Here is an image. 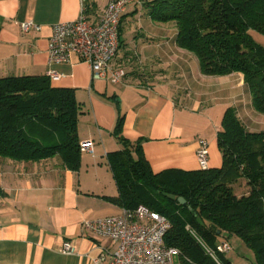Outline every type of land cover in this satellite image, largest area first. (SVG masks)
Here are the masks:
<instances>
[{"label": "crops", "instance_id": "1", "mask_svg": "<svg viewBox=\"0 0 264 264\" xmlns=\"http://www.w3.org/2000/svg\"><path fill=\"white\" fill-rule=\"evenodd\" d=\"M147 1L135 0L123 14L113 63L127 75L116 85L93 80L90 64L77 54L69 63L47 60L53 25L77 19L83 7L97 22L108 0H0V77L56 71L60 77L51 78L52 85L74 88L80 103V143L93 144V152L81 151L77 171L59 155L36 162L0 157V264H93L116 250L82 222L122 212L108 161V153L122 147L114 134L119 117L123 136L145 139L155 173L198 170L202 141L209 145L210 168H220L218 132L228 107L250 131L264 130V114L255 110L243 74L204 75L197 57L177 45L176 25L153 20ZM30 20L40 29L25 33L21 23ZM66 241L74 243L72 253L61 251Z\"/></svg>", "mask_w": 264, "mask_h": 264}, {"label": "trees", "instance_id": "2", "mask_svg": "<svg viewBox=\"0 0 264 264\" xmlns=\"http://www.w3.org/2000/svg\"><path fill=\"white\" fill-rule=\"evenodd\" d=\"M146 6L153 20L176 25L177 45L197 57L204 75L243 74L255 110L264 114V47L251 33L264 34V0H148ZM80 114L75 89L53 86L48 74L0 77V157L36 162L59 155L65 167L79 170ZM122 122L123 116L114 131L122 147L108 153L115 202L166 216L165 244L178 249V264H233L217 251L233 235L264 264V130L250 131L228 107L218 132L220 168L155 173L145 139L123 136ZM241 179L250 190L239 196Z\"/></svg>", "mask_w": 264, "mask_h": 264}, {"label": "built area", "instance_id": "3", "mask_svg": "<svg viewBox=\"0 0 264 264\" xmlns=\"http://www.w3.org/2000/svg\"><path fill=\"white\" fill-rule=\"evenodd\" d=\"M135 0H108L99 21L89 19L83 7L80 16L67 22L52 26L48 44L47 60L50 65L69 63L73 54L90 64L93 80H108L120 84L127 75L124 67L113 63L120 47V26L126 9ZM25 33L39 30L34 21L21 23ZM52 79L60 75L49 70ZM81 151L93 152L91 142L81 143ZM199 169H208L209 145L201 142L197 152ZM83 228L87 232L112 240L117 248L112 253H103L93 259V264H177L175 256L178 249L165 244V235L171 227L169 219L163 214L145 206L123 208L115 216L84 219ZM75 245L66 241L61 251L72 253ZM217 251L229 253L232 247L228 242H221Z\"/></svg>", "mask_w": 264, "mask_h": 264}, {"label": "rangeland", "instance_id": "4", "mask_svg": "<svg viewBox=\"0 0 264 264\" xmlns=\"http://www.w3.org/2000/svg\"><path fill=\"white\" fill-rule=\"evenodd\" d=\"M251 33L255 41L264 47V34L257 30H252ZM235 190L240 196L241 194L248 193L250 189L246 184V180L241 179L235 185ZM230 242L232 251H230L228 254L234 258L235 262H238V264H260L256 258L255 251L248 247L241 237L233 235L230 237ZM175 261L178 262L177 255L175 256Z\"/></svg>", "mask_w": 264, "mask_h": 264}, {"label": "water", "instance_id": "5", "mask_svg": "<svg viewBox=\"0 0 264 264\" xmlns=\"http://www.w3.org/2000/svg\"><path fill=\"white\" fill-rule=\"evenodd\" d=\"M180 202L184 204V203H186V200H185L184 198L181 197V198H180Z\"/></svg>", "mask_w": 264, "mask_h": 264}]
</instances>
